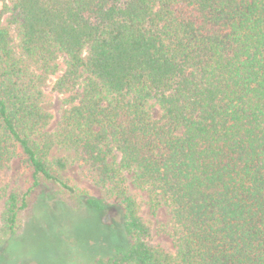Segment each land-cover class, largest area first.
<instances>
[{"label":"trees","instance_id":"16d2710c","mask_svg":"<svg viewBox=\"0 0 264 264\" xmlns=\"http://www.w3.org/2000/svg\"><path fill=\"white\" fill-rule=\"evenodd\" d=\"M1 3L0 247L42 180L74 191L60 144L112 201L86 198L112 244L85 264H264V0ZM48 75L67 97L57 132ZM16 159L22 195L2 186ZM143 193L170 208L175 252L154 239ZM107 205L121 221H101Z\"/></svg>","mask_w":264,"mask_h":264},{"label":"rangeland","instance_id":"374dc122","mask_svg":"<svg viewBox=\"0 0 264 264\" xmlns=\"http://www.w3.org/2000/svg\"><path fill=\"white\" fill-rule=\"evenodd\" d=\"M13 37L14 45L17 46L18 37L15 30ZM55 81L56 75H48L44 84L50 96L44 105L54 114V120L50 126L53 132H57L67 108V97L53 91ZM154 115L156 118L160 117L158 111H155ZM51 155L53 158L68 159L69 165L61 170L60 174L73 186L74 191L67 190L56 181L42 180L28 197L27 207L19 210L15 232L0 247V264H51L47 258H43L45 256H51L59 262L70 256L73 262L80 264L83 260L85 264L88 259H93L105 251L103 248L112 244V230L90 218V212L85 207L86 198L89 196L112 202L108 189L97 185L89 177L87 168L66 147L60 144L55 145ZM29 178L30 174L24 168L23 163L16 159L7 181L2 186L14 189L22 195ZM139 199L142 213L153 226L154 239L175 252L176 227L170 208L163 205L154 212L148 205V197L145 193L140 194ZM3 205L4 197H0V211ZM100 219L106 225L116 224L122 219L120 207L107 205V208L100 213ZM71 242H75L82 249L86 248L85 260L82 255L79 256L76 253L69 255V249L68 253L65 252L69 256L63 253L65 247H68ZM41 256L42 259L37 260Z\"/></svg>","mask_w":264,"mask_h":264}]
</instances>
